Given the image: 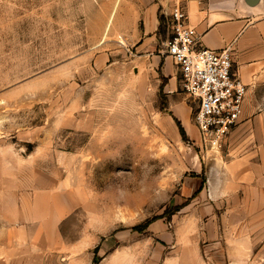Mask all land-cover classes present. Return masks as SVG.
Segmentation results:
<instances>
[{"label": "rangeland", "instance_id": "374dc122", "mask_svg": "<svg viewBox=\"0 0 264 264\" xmlns=\"http://www.w3.org/2000/svg\"><path fill=\"white\" fill-rule=\"evenodd\" d=\"M135 2L0 0V217L17 205L30 217L49 190L68 203L59 230L83 246L81 264H264V187L233 181L211 198L226 142H205L178 82L192 124L180 134L138 48ZM161 15L163 57L172 27ZM254 100L251 144L264 145V84Z\"/></svg>", "mask_w": 264, "mask_h": 264}, {"label": "crops", "instance_id": "0c3cea01", "mask_svg": "<svg viewBox=\"0 0 264 264\" xmlns=\"http://www.w3.org/2000/svg\"><path fill=\"white\" fill-rule=\"evenodd\" d=\"M135 1L140 28L138 48L143 57L153 56L159 73L167 79L164 88L170 97L169 108L184 128L192 125L191 112L183 99L173 95L179 82L177 68L171 57H162L154 48L160 15L169 14L180 3L203 46L212 49L231 46L234 68L246 84L247 93L241 121L226 140L223 164L213 167L207 175L209 194L211 198L225 194L233 181L240 180L252 179L257 186L264 187V145L251 144L253 123L261 120L254 115L257 106L254 93L264 84V0ZM66 205L52 191L40 190L33 196L30 217L21 205L14 207L10 215L0 217V264H81L78 253L83 246L66 245L59 230ZM88 251L87 263L92 256Z\"/></svg>", "mask_w": 264, "mask_h": 264}, {"label": "built area", "instance_id": "2783aa9c", "mask_svg": "<svg viewBox=\"0 0 264 264\" xmlns=\"http://www.w3.org/2000/svg\"><path fill=\"white\" fill-rule=\"evenodd\" d=\"M168 16L172 34L164 41L162 54L177 68L180 90L195 107L192 120L201 137L219 149L241 121L247 86L234 68L230 45L203 46L180 3Z\"/></svg>", "mask_w": 264, "mask_h": 264}, {"label": "trees", "instance_id": "16d2710c", "mask_svg": "<svg viewBox=\"0 0 264 264\" xmlns=\"http://www.w3.org/2000/svg\"><path fill=\"white\" fill-rule=\"evenodd\" d=\"M163 20H164L163 15H160V22H162ZM162 77H163V82L164 83L161 85V88H160L161 91L164 89V85H165L166 80H167L164 76H162ZM170 114L173 116V118H174V120H175V122H176V124H177V126L179 128L180 134L185 139V137H186V131H185V128L183 127L181 121L175 115H173V113H170ZM205 182H206L205 175H202V185L200 186V188L196 192L200 191L203 188V185H204ZM181 208H182V205H176L173 208V211H171V212L165 211L164 214L167 215V216H170L171 214L175 213L176 211L180 210ZM157 218H159V216H154L151 219L147 220L144 223V225H137L135 228H137V229L140 228L141 230H143V229L147 228Z\"/></svg>", "mask_w": 264, "mask_h": 264}]
</instances>
